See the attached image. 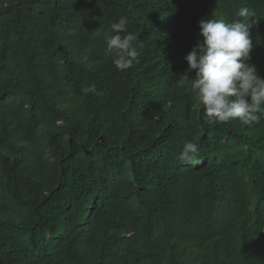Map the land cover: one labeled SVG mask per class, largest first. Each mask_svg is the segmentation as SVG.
<instances>
[{"label":"trees","instance_id":"obj_1","mask_svg":"<svg viewBox=\"0 0 264 264\" xmlns=\"http://www.w3.org/2000/svg\"><path fill=\"white\" fill-rule=\"evenodd\" d=\"M244 6L264 77V0H0V264H264V119L210 124L177 81Z\"/></svg>","mask_w":264,"mask_h":264},{"label":"clouds","instance_id":"obj_2","mask_svg":"<svg viewBox=\"0 0 264 264\" xmlns=\"http://www.w3.org/2000/svg\"><path fill=\"white\" fill-rule=\"evenodd\" d=\"M254 14L240 7L235 18L228 22L212 16L198 22L199 36L191 51L184 57L188 67L177 79L181 87H189L210 124L239 120L243 125L259 124L264 119V77L258 74L251 61L254 47L251 29ZM127 16L111 24L114 35L107 39L106 50L114 66L125 71L138 57L134 46L137 36L128 30ZM195 72L194 76L190 74ZM82 92L99 94L94 84ZM197 143L185 142L179 160L200 163Z\"/></svg>","mask_w":264,"mask_h":264}]
</instances>
